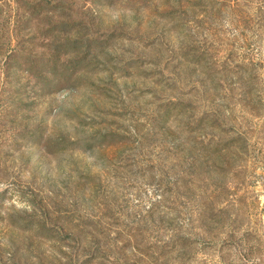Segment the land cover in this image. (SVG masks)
<instances>
[{
    "label": "rangeland",
    "instance_id": "1",
    "mask_svg": "<svg viewBox=\"0 0 264 264\" xmlns=\"http://www.w3.org/2000/svg\"><path fill=\"white\" fill-rule=\"evenodd\" d=\"M0 264H264V0H0Z\"/></svg>",
    "mask_w": 264,
    "mask_h": 264
}]
</instances>
